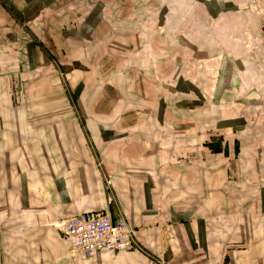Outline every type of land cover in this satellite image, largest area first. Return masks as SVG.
Returning <instances> with one entry per match:
<instances>
[{
  "label": "crops",
  "instance_id": "1",
  "mask_svg": "<svg viewBox=\"0 0 264 264\" xmlns=\"http://www.w3.org/2000/svg\"><path fill=\"white\" fill-rule=\"evenodd\" d=\"M263 19L264 0H0V264H264ZM53 60L76 109L14 108L9 72ZM94 211L135 246L72 253L61 225Z\"/></svg>",
  "mask_w": 264,
  "mask_h": 264
},
{
  "label": "built area",
  "instance_id": "2",
  "mask_svg": "<svg viewBox=\"0 0 264 264\" xmlns=\"http://www.w3.org/2000/svg\"><path fill=\"white\" fill-rule=\"evenodd\" d=\"M61 234L69 250L88 259L99 250H122L135 246L134 230L125 217H113L106 211L86 212L65 221ZM156 264H168L160 258Z\"/></svg>",
  "mask_w": 264,
  "mask_h": 264
},
{
  "label": "rangeland",
  "instance_id": "3",
  "mask_svg": "<svg viewBox=\"0 0 264 264\" xmlns=\"http://www.w3.org/2000/svg\"><path fill=\"white\" fill-rule=\"evenodd\" d=\"M260 29L264 33V19ZM52 62L53 64L50 61L46 65L48 68L37 70L38 72L29 70L26 74L22 70L9 72L7 94L14 108L21 106L23 97L36 94L38 109H45V105L58 109H76L70 94L67 72L54 60Z\"/></svg>",
  "mask_w": 264,
  "mask_h": 264
}]
</instances>
